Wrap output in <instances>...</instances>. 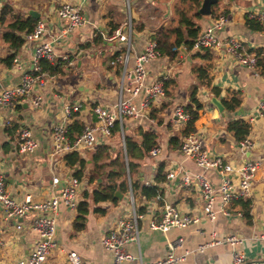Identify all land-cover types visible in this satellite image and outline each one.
Returning a JSON list of instances; mask_svg holds the SVG:
<instances>
[{"label": "crops", "instance_id": "crops-1", "mask_svg": "<svg viewBox=\"0 0 264 264\" xmlns=\"http://www.w3.org/2000/svg\"><path fill=\"white\" fill-rule=\"evenodd\" d=\"M8 1L14 4L16 12H22L26 18L31 16L32 10L39 13L38 19L46 22V31L40 41H26L11 66L4 63L10 48L0 36V91L19 84L24 74L33 71L38 42L49 41L57 54L69 56V60L62 61L61 72H43L42 81L34 85V91L43 99L41 107L31 103H22L14 108L0 107V176L5 178L7 188L15 199H23L27 193L44 199L61 189V184H53L54 177L65 180L73 175V169L64 159L65 154L55 153L52 143L54 125L67 121L69 126L75 120L81 121L85 127L94 125L97 121L94 107H112L119 99L121 65L113 66L111 60L114 53L123 51L124 43L105 37L103 44L96 42L97 30L102 34H111L116 29L128 32V26L132 24L129 66L133 67L137 55L143 52L155 30L162 24L176 22L174 7L178 0H0V10ZM63 3L80 7L85 20L83 26L68 29V23L56 12ZM216 5L218 12L227 17V23L218 30L221 38L236 37L247 52L264 51V24L261 23L262 29H253L247 23L251 19L249 13L264 11V0H220L214 7ZM217 17L213 14L202 15L198 19L201 32ZM196 52L191 50L187 56L181 53L174 59L163 56L146 64V85H152L162 74L168 75L166 95L151 105V120L129 118L125 122L124 132L139 141L146 132L153 133L156 136L154 146L162 147L160 155L152 156L149 153L143 157L131 179L141 185L157 184V170L160 165H164L166 179L157 184L163 191L161 195L165 201L177 205L183 213L198 217L199 221L185 228H170L165 232L155 230L150 228V221L154 216L161 217L163 209V201L157 197L147 199L140 191L136 195L128 191L125 194L118 193L117 203L102 201L95 204L90 194V210L83 228H75L78 211L61 205L55 215L58 229V246L52 256L55 264H64L70 250L78 251L90 264H113V255L103 246L102 239L117 219L130 218L133 203L143 215L139 220L140 241L127 243L126 250L134 259L126 260L123 264H151L171 256L176 259L172 264H233L234 251L246 255L244 264H258L257 261L264 260V240L257 238L264 232V120L258 114L259 103L264 99V79L255 69L242 65L226 50H203L194 57ZM201 64L211 65L212 87L219 89L218 96L211 87L199 84L194 68ZM260 68L262 70V66ZM194 85H199L197 98L203 104L194 132L201 137L210 152L234 164L246 159L261 161L251 195L244 198L252 201L250 219L243 215L244 210L236 203L230 206L228 215L224 214L222 200L217 197L214 205L218 212L217 218L211 221L203 211L199 186L181 182L184 172L193 176L204 172L216 188L223 179V175L215 170L204 171L180 150L187 123L176 122L174 108L192 103L191 90ZM235 94L241 98V104L233 111L224 107L221 112L212 101L216 97L223 104V99ZM144 96V91H141L134 98L135 103L139 104ZM67 103L81 105L80 111L68 119L64 113ZM7 119L11 120L10 126H4ZM237 119H243L251 125L248 137L254 145L250 149L243 148L227 129L229 122ZM25 124L31 127L39 142V147L32 154H22L17 147L19 128ZM97 136L99 145L110 146L113 157L123 149L122 139L116 134L112 138L100 133ZM96 148L80 151L87 160L80 201L85 199L86 192L92 193L108 181L104 171L110 170V166L102 169L101 174L95 172V179H91L95 167L92 154ZM171 171L177 172L176 178L168 177ZM96 207L104 210H94ZM237 212L242 215H237ZM4 228L2 237L6 244L0 246V264H14L19 257L28 255L34 248L37 235L16 230L14 223H5ZM230 236H238L241 240L235 243L226 241V237Z\"/></svg>", "mask_w": 264, "mask_h": 264}, {"label": "built area", "instance_id": "built-area-1", "mask_svg": "<svg viewBox=\"0 0 264 264\" xmlns=\"http://www.w3.org/2000/svg\"><path fill=\"white\" fill-rule=\"evenodd\" d=\"M58 16L68 23V29L83 26L85 20L80 7L72 3H63L57 8ZM249 18L256 19L264 24V11L249 13ZM227 23V17L222 14L214 22L205 27L195 40L192 50L203 51L211 49L226 50L231 56L236 58L242 65L255 69L256 73L264 79V73L259 65L260 59L264 58V51L261 53L247 52L242 42L236 37L221 38L218 30ZM46 31V22L39 19L33 30L25 35L26 41H40ZM133 32L132 24L128 26V32L116 29L111 34L103 32L105 38L111 40L117 39L124 43V49L121 53H114L111 60L113 66L121 65L119 99L112 106L97 105L94 107V114L97 121L94 125L86 126L85 129L72 138L69 135L67 121L57 123L52 131V143L55 153L66 154L71 151H81L94 149L99 145L97 133L103 134L107 138L114 136V128L117 123L121 129L122 147L126 150L125 144V122L129 118H150V107L159 98L166 95L165 84L168 75L162 74L152 85H146L148 71L146 64L163 57L158 49L157 42L148 39L144 50L137 55L135 64L130 67V55L132 49L131 36ZM175 50L177 48H174ZM47 59L52 63L59 60H69L68 55H59L55 52L53 45L49 41L38 42L35 47L34 61L35 68L32 72L23 75L22 80L15 86L5 87L0 91V107L14 108L22 103H31L35 107H41L43 104L42 96L34 91V85L42 81L43 72L39 64L40 60ZM141 91L145 96L136 104L134 98ZM81 105L67 103L64 108L66 118H70L74 113L79 112ZM259 116L264 120V99L260 101L258 108ZM176 122L188 123L191 114L185 106L174 108ZM11 120L7 119L4 126H10ZM1 126V125H0ZM245 149L253 147L254 143L247 137L240 142ZM2 137L0 135V148ZM17 147L22 154H32L39 147L38 140L34 137L29 125H22L17 134ZM182 154L195 161V163L204 171L215 170L223 179L216 188L213 182L208 179L204 172L191 175L184 172L181 182L184 185L196 183L201 191L203 201V211L211 221L217 218V211L214 209L217 197H220L224 205L223 213L229 214L230 206L237 200L247 198L251 195L253 181L261 166V161L246 159L245 161L234 164L227 162L223 157L214 156L204 145L201 137L190 132L185 134L180 144ZM162 152L160 145L154 146L150 150L152 156H158ZM170 179L177 177L176 171L168 174ZM53 184H61V189L49 198L39 199L31 193L25 194L23 199H15L9 192L5 178L0 176V246L5 245L3 239L5 233L4 224L14 223L15 229L24 232H34L37 239L34 248L28 255L19 257L14 264H55L52 256L57 249V221L55 215L59 212L61 205L70 210L78 211L80 204V191L82 179L72 175L65 180L61 177H54ZM132 201H133V195ZM158 200L163 201L161 217H153L150 221V228L155 230L167 231L170 228H185L192 222L199 221L198 217L185 214L181 209L172 202L165 201L163 195L156 196ZM237 215H242L237 212ZM137 208L134 206L130 218L120 217L116 220L114 226L108 231L103 239V246L112 253L113 264H123L126 260L134 259V256L127 252L126 245L131 241L139 243L140 226L139 220L142 218ZM264 227V220L262 222ZM257 238L264 240V232ZM241 239L238 236L226 237V241L235 243ZM173 247V246H171ZM176 259L169 257L151 264H172ZM246 255L243 252L234 251L233 264H244ZM64 264H90L83 259L76 250H70L67 253Z\"/></svg>", "mask_w": 264, "mask_h": 264}, {"label": "trees", "instance_id": "trees-1", "mask_svg": "<svg viewBox=\"0 0 264 264\" xmlns=\"http://www.w3.org/2000/svg\"><path fill=\"white\" fill-rule=\"evenodd\" d=\"M201 2L202 0H178L174 7L176 22L168 25H160L150 37V39L157 42L158 49L163 56L171 59L176 58L181 54L180 47L182 45L185 46L188 52L192 50L195 40L201 33V26L198 23V19L201 18L202 15L197 12ZM217 7L218 5L213 7L212 14L219 17L221 13L218 12L219 10ZM38 20L39 19L33 15L26 18L22 12H16L14 4L10 1L6 2L1 7L0 36L4 42L8 43L10 48L9 55L4 59L6 65L11 66L14 63L19 50L26 42L25 35L33 30ZM247 23L253 29L263 28L261 22L256 19H248ZM95 40L96 42L103 44L105 38L101 31L97 30ZM174 48L177 49L175 50ZM199 52L200 51H197L194 54V57L199 56ZM62 61L63 60H59L56 63H52L47 59H42L39 62L42 68L41 71L50 74L59 73L62 71ZM259 65L262 66V73H264V58L260 59ZM210 69V64H201L194 68V72L197 74L199 84H205L208 87H211L213 92L218 96L220 91L217 87H212ZM198 87L199 85L193 86L191 90L192 103L185 106L186 110L191 114L185 134L196 131L195 123L200 116V110L203 108V104L197 98ZM240 104L241 98L237 94L230 98L223 99V105L229 111L235 110ZM68 127L69 135L72 138H75L85 129V125L78 120L73 121ZM227 129L233 133L238 141L241 142L248 137L251 131V125L243 119H237L230 121ZM120 132V125L117 123L114 128V134L121 139ZM175 139L177 138H172V140ZM155 143L156 136L153 133L146 132L143 134V139L141 141L125 133L126 150L121 149L116 156H112L109 151L110 146L108 145H99L93 151L92 161L95 167L91 179H95V172L101 174L100 172L102 169L110 166V170L104 171V174L107 175L108 181L106 184H102L94 189L92 193H89V191L86 192L85 199L81 200L79 204L78 215L75 220V228L81 229L84 226L86 215L90 210V201L88 200L90 194H92V200L95 204L102 201L117 203L119 200L118 193L125 194L128 191H132L135 195L140 191V193L147 199L163 194V191L157 184L166 179L164 165H160L157 170V176L155 178L157 184L141 185L138 181H133L131 179L141 165V160L150 153V150L154 147ZM64 159L66 164L73 169V175L82 179L87 160L82 156L80 151L68 152L64 155ZM235 203L241 205L244 210L243 215L250 219L252 201L250 199H240ZM94 210L100 211L104 209H102V207H96Z\"/></svg>", "mask_w": 264, "mask_h": 264}, {"label": "water", "instance_id": "water-1", "mask_svg": "<svg viewBox=\"0 0 264 264\" xmlns=\"http://www.w3.org/2000/svg\"><path fill=\"white\" fill-rule=\"evenodd\" d=\"M220 0H202L200 7L198 8V13L203 15V16H208L211 15L213 12V7L215 4H217ZM30 14L33 15L34 17L38 18L39 17V13H37L36 11L32 10L30 11ZM180 51L184 56L188 55V51L185 48L184 45H182L180 47ZM213 103L218 107L219 111H223L224 106L221 102V100H219L218 98L214 97L212 99ZM258 264H264V260H259L257 261Z\"/></svg>", "mask_w": 264, "mask_h": 264}, {"label": "rangeland", "instance_id": "rangeland-1", "mask_svg": "<svg viewBox=\"0 0 264 264\" xmlns=\"http://www.w3.org/2000/svg\"><path fill=\"white\" fill-rule=\"evenodd\" d=\"M10 263H12V262H10ZM10 263L6 262L5 264H10Z\"/></svg>", "mask_w": 264, "mask_h": 264}]
</instances>
